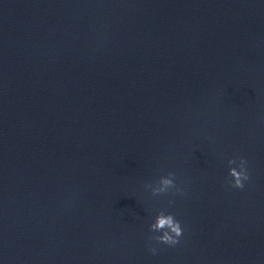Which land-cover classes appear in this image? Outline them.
I'll list each match as a JSON object with an SVG mask.
<instances>
[{
	"label": "water",
	"instance_id": "1",
	"mask_svg": "<svg viewBox=\"0 0 264 264\" xmlns=\"http://www.w3.org/2000/svg\"><path fill=\"white\" fill-rule=\"evenodd\" d=\"M0 264H264V0H0Z\"/></svg>",
	"mask_w": 264,
	"mask_h": 264
},
{
	"label": "clouds",
	"instance_id": "2",
	"mask_svg": "<svg viewBox=\"0 0 264 264\" xmlns=\"http://www.w3.org/2000/svg\"><path fill=\"white\" fill-rule=\"evenodd\" d=\"M237 160L239 163H237ZM228 164L236 165V167H229V176L232 178L229 182L230 186L237 189H243L245 187V181L250 179L247 169L248 161L241 156L230 159ZM145 187L151 188L153 196L166 194L172 189H175V192L181 194L183 191L176 185L174 172H169L166 176H161L155 185L147 184ZM171 203L172 201H169V204ZM149 230L153 233H161L160 235L149 237V240H154L158 244L162 243L168 246L177 245L180 242V237L183 235L180 221L175 219L174 215L171 213L166 214L164 210H161L156 215L154 222L149 225ZM149 251L155 255L157 248L149 247Z\"/></svg>",
	"mask_w": 264,
	"mask_h": 264
}]
</instances>
